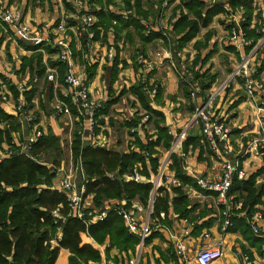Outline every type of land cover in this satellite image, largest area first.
<instances>
[{
	"label": "trees",
	"instance_id": "obj_1",
	"mask_svg": "<svg viewBox=\"0 0 264 264\" xmlns=\"http://www.w3.org/2000/svg\"><path fill=\"white\" fill-rule=\"evenodd\" d=\"M12 1L9 0V4ZM90 1L100 6L99 10L95 12L98 20L90 30L94 33L93 41L102 40L101 31L104 34V41H106L108 32L113 27L117 43H115L117 47L113 64L105 68L104 80L108 84L110 96L97 110L99 126L101 128L105 125L104 117L109 115L114 104L120 102L123 97L131 95L139 103L140 109L144 111V116H148L146 125L147 123L152 124L154 132L150 134L146 131L145 139L138 133L130 132V129L144 118L143 115L125 121L121 127L128 128L129 135L134 138L128 151H125L121 142L113 148L84 145L75 130L71 147L73 160L77 164L81 157L84 175H80L79 178L86 187L84 197H91L92 205L89 210H97L98 213H101L107 209V206L117 207L118 205L131 209L135 202L147 209L152 198L153 183L150 181L135 183L125 180V176L132 174L133 169L137 166L142 167L141 174L147 180H151L152 176H157L161 166L159 149L169 152L175 138L170 134L166 115L152 106L153 102L164 105L165 89L160 81L156 82V86L155 83L150 85L149 80L144 82L138 80L128 89H122L119 95L114 92V85L119 79L121 70L128 67L125 62L120 61L119 56L121 50L118 43L123 39L122 35L125 33L124 39L131 43L134 39L133 32L139 35L143 44L152 43L158 39L163 40L166 47L171 46L173 58L181 72L180 63L182 60L178 57V53L198 37L201 29L209 27L217 16L229 14L225 6H228L233 12L237 9L244 10L245 20L242 25L248 39L254 40L252 46L263 37L261 31L257 33V30H260L258 22L262 19V13H255L256 0H217L214 4L210 3L211 0H123L125 9L133 11L132 16L124 19L120 14L116 15L105 11V8L112 4V0ZM165 3H167L168 9L174 5L171 8L172 14L169 22L171 30L157 27L155 31L146 33V25H150L148 24L150 18H162L168 11ZM66 7L73 9L68 3ZM254 20H256V24L252 27ZM144 22L147 24L145 25ZM72 24L74 23L72 22ZM0 33L3 34L0 37L1 45L5 36L1 25ZM211 36V34H207L205 42L197 40L195 48L200 52L202 48L206 47ZM82 44L86 47L87 36L83 37ZM32 50L37 52V48ZM49 51L51 52V50ZM78 54L82 57L81 52ZM41 55L39 53L30 58L24 57L22 71L29 67L33 77L36 73L39 77L44 76L46 68L41 63ZM73 55L76 56V53L73 52ZM211 56L212 53L207 58L210 59ZM135 57L137 61V54ZM200 58V56L195 58L193 65L189 67L197 66ZM35 64L36 66H34ZM53 64L57 65V63ZM136 64L134 72L138 73L143 68L138 62ZM60 66L61 73L64 74L68 67L66 64ZM87 69L90 82L96 75L97 66L93 65ZM201 72V69L193 71L191 83L197 84L201 90L200 93L206 95V92L216 82L217 75ZM152 76L153 73L149 75V78ZM0 78L6 81L2 76ZM181 82L184 96L188 102L190 101L188 110L193 114L196 106L191 101V88L185 80L182 79ZM155 87L156 93L152 97L150 93ZM11 89L14 90V87ZM33 93L34 91H31L26 94L29 108L34 107L31 101ZM112 96L115 97L112 98ZM204 101H208V99L206 98ZM2 122L5 125L3 129H0V147H2V143H6L13 151L17 152L14 155L0 158V264H56L61 249L69 251V264L100 263L102 260L100 251L90 244H83L82 234H87L99 245L109 244L110 249H117L131 255L136 253L141 239L138 235L129 232L123 218L116 211L110 210L101 221L95 220L94 217L87 218L88 224L70 214L68 195L60 193L54 188L57 169L64 161V147L63 141L52 129L32 143L29 149L21 152L20 148L13 143V134L20 128L16 123V116L9 115L0 104V123ZM100 128L96 130L97 133L100 132ZM198 131L200 134H194L191 131L187 134L183 143L185 154H188L190 148L195 149L199 146L201 149L206 146L211 153L201 130L198 129ZM259 151L264 162V144L259 145ZM145 152L148 154L146 155ZM148 167H151V170H148ZM240 168H242V162H240ZM167 171L174 172L178 185H164L156 191L150 215V227H152L153 221H158L162 226L172 227L171 211L179 219H194L192 215L195 209L191 206L192 202L186 189L194 188L204 192L196 180L189 176L185 160L180 155L171 154ZM210 193L207 192V194ZM229 198L232 204L233 226L228 231L239 233L250 247L260 251L264 248V237L253 232L250 221L258 210L264 214V166L243 180H239L235 175ZM112 202L114 203L112 204ZM56 208L60 209L63 217L57 224H55V220L58 217L53 216L52 213ZM59 229L61 238L57 239ZM157 236L159 233H151L149 237L145 238L144 245L150 244ZM110 249H108L107 255ZM245 252L249 256L251 255L250 252Z\"/></svg>",
	"mask_w": 264,
	"mask_h": 264
},
{
	"label": "crops",
	"instance_id": "obj_2",
	"mask_svg": "<svg viewBox=\"0 0 264 264\" xmlns=\"http://www.w3.org/2000/svg\"><path fill=\"white\" fill-rule=\"evenodd\" d=\"M69 4L73 9L65 6L66 14H70L74 11V6L71 3ZM254 5L256 8L255 13H262V19L258 22V27H260V30L258 29L257 33H259V31L263 33V37L258 39L257 43L254 46H252L254 40L250 39V41H252L251 45L245 46L244 48H241L239 50L228 41V35L232 29L231 25H233V16L245 20V17H243L242 15L244 13V10L237 9L234 10V12L232 11L231 15L220 14L219 16H217L209 27L201 29L198 37L190 44H188L181 52H179L184 55V60L182 58L181 60L188 66L193 65L195 58L200 56V62L197 66H199L200 68L202 67L201 73L217 75L216 82L213 84L212 88L208 92H206V95H202L200 93L197 100L191 98V101L197 107V105L201 102H206L204 101L206 98L210 99L217 93L212 105L213 110L230 128L231 144L234 149V153L237 157H239L240 162H242V169L247 172L248 176L264 166L262 157H257L255 153H246L248 144L252 140L256 139L260 133L259 123L264 114L262 110L264 109V96L261 93H256L254 97H250L245 91V81L238 76L234 77L233 73L242 62L244 57L252 56L251 63L255 65L257 69V74L253 78L264 84V0H256ZM99 8L100 7L96 5L95 8L93 7L92 12L95 14V12L99 10ZM123 9L124 8H120L119 10H117L116 7L114 8L112 7V5H110L109 7L105 8V11L119 15ZM60 13L61 10L59 6H50L47 3L36 4V6L33 7L31 5H28V3L26 2V5L24 6L25 20L28 24L33 27H47L50 31L54 30L56 28V25L59 23ZM169 18L171 19V15ZM172 19L175 20L176 18ZM96 20L98 19L96 18ZM150 20H152V18H150ZM114 24H116V22H114ZM255 24L256 20L253 21L252 27H254ZM72 26L77 27L78 24L74 23L72 24ZM167 28L171 30L170 23ZM73 29L76 30L75 28ZM113 30V27H111L110 31L108 32V38L106 41H104V34L101 31V37H103L102 40H97L96 44L92 46L91 49H87L83 44L82 46L79 45L74 35V31L71 30L70 32L73 38L71 49L76 53V56L73 55L74 69L76 68L77 70H81L85 68L86 74L89 76L87 67H91L93 65L97 66L96 75L92 80H90L91 96L94 100L102 101L103 103H105L110 96L108 84L104 80V76L106 73L105 68L110 67L114 61H109L107 57L108 51L113 48L116 55V34ZM207 34L212 35L211 39L208 41L206 47L202 48L199 52L195 48V42L197 40L205 42ZM138 43L142 47L140 46V50L137 51L136 54L138 52L143 53L145 58L153 63L155 69L151 72L142 70L136 73L137 81L140 80L141 82H144L146 80H149L150 85H154V83L156 85L157 81L161 82L162 87L165 89L164 105H158L153 102L152 106L154 109L166 115L170 134H172L175 138L174 142H176L178 138V131L183 132L182 135L184 134V138L176 148L175 153L180 155L185 160L187 172L189 176L196 180V182L199 178H204L214 182L219 181L221 179L219 160L212 152L210 153L208 151V148L206 146H203L202 149L200 148V146L195 149L190 148L188 154H185L183 152L184 140L186 139L190 129L194 127L193 125L192 127L188 125L190 120L193 118L194 113L192 114L188 110L190 101L188 102L184 96L181 75L179 73L180 71L177 67L176 60L173 58V50L172 48H170L171 46L166 47L165 43L161 39L146 44H143L139 39ZM130 45V41L125 39H122L118 43V47L121 51L122 48H125V51H127ZM29 47L30 46L23 42H20L19 45H17L15 40L8 35H5L3 37V42L0 45V76H2L6 81H3L0 78V84H2L0 89H2L4 85H6L7 88H5L12 92L13 97H16L18 95V92L15 89V84L17 82L26 81L30 88V91L28 93L34 91L33 98L36 97L37 94H39L43 99V109H41L39 99L38 101L36 98L31 100L32 104L34 106L36 105V107L38 108L37 115L38 117H40L39 130L42 131V133L47 134L49 129H52V131H54V133L57 134L62 141L65 140L64 137L66 135V141L68 143L67 145H69L70 141H73L71 140L73 139L72 132L76 128L74 130L71 129L70 120L68 118H53L51 108L53 85L51 86L50 84L48 89H46L43 87L46 84L44 76L39 77V75H37L36 73L33 77L31 74V69L29 67L26 68L25 71H22L23 58H30L34 54H39V52H35V50H32V47ZM79 52H81L82 57L79 56ZM49 53L50 56L46 59V61L45 58L41 55V63L45 66V68L49 67L51 69H56L59 74V79L62 82L67 70L64 72V74H62L60 65H63V63H60L57 60V57L52 50L51 52L49 51ZM210 53H212V56L210 57V59H208L207 56ZM133 56L132 66L130 65L128 68H126L125 71H123L124 69L121 70L119 79L114 85V92L116 93V95L120 94V92L122 91L121 89H128L135 83V81L133 80L130 81L131 77H135L134 67L135 65H137L135 57L136 55ZM95 57L99 58L98 63L95 62ZM120 61L122 63H130L127 59L125 61L121 59V56ZM53 63H57V65H54ZM34 66H36V64ZM151 73H153V76L149 78V75ZM124 76H127L129 80H124ZM36 77L39 78L38 83H34V79ZM121 81L124 82L122 85ZM224 85H226V87L221 88L224 87ZM11 87H14V90H12ZM117 88L120 89L118 90ZM218 90L220 91L218 92ZM114 97L115 96H112V98ZM125 97L131 99L133 105L134 103H137L136 99L133 96L129 95ZM151 99L153 100L154 98ZM121 100L117 104H114L110 110L109 115H106L104 117L106 123L105 125L101 126L99 132V141L102 147H109L110 143L108 139H112L111 135L115 133V129H113L112 126L116 124L120 125L121 127V125L125 123L123 119H120L118 117L119 114L123 112V110L120 108L123 107L122 105H124L125 102V99H123L122 101ZM13 102L14 101L11 100L3 104V110L11 116L15 115V105L13 104ZM123 108H126V106H124ZM138 111L139 109H137V113ZM143 113L144 112L142 111L139 114L142 115ZM112 121L114 122L113 124ZM17 124L19 125V123ZM4 125L5 123H0V129H3ZM27 128L28 127L26 126L25 130L19 129V132L24 138L26 136L27 138L30 136V131ZM14 134V138L16 136H19V133ZM197 134H200V132ZM108 136L109 138L107 139ZM132 140L133 138L130 136V139L128 141L129 146L127 147V149H124L125 151H128L130 145L133 143ZM117 142L120 143L118 140ZM174 142L172 146L174 145ZM118 143H116V146L118 145ZM121 143L124 147L123 140ZM84 145H90V142L86 140ZM1 146L2 147H0V153L3 154L8 150V145L6 143H2ZM168 174L171 181L175 183L173 184L172 182L162 184V186L178 185L174 172L168 171ZM57 179L58 177L55 178L54 187H56L57 185ZM154 179L155 176H152L151 180L147 181L153 183ZM186 192L192 202L191 206L195 209L192 215V218L194 219H179L177 215H175L173 211H171L170 220L172 221V227L169 228L166 226H162L158 221H153L151 224L152 227H150L149 223V231L146 238L149 237L151 233H159V236L153 238L150 244L146 246L144 245L141 253H139L140 251L137 247L138 252L136 251L134 255H125L126 257H129L130 261L140 255L139 264H196L197 251L203 245L208 244L214 246L218 245L223 249L224 252L223 257L214 261L212 264H246L243 261V256L248 254H246L245 251L250 252L251 255L248 256L254 262V264H264V248L259 251L256 248L250 247L247 242L243 240L242 236L239 233L222 231V225L224 222V207L218 202L217 195H215L216 193L214 194V192H211L210 194H207V192L209 191H204V193L194 188H187ZM131 209L134 211L137 218L141 222H144L142 221V217H139L145 211L141 204L135 202ZM201 214L203 215L202 217L200 216ZM186 232L189 234L188 249L190 259L188 263H182L176 254V246L173 240V236H183ZM81 237L83 244H90L95 249L100 251L102 256L100 264H104V262L107 260L115 261L113 257L116 258V256H118V251L116 249L108 248L107 243H105L104 245L97 244L87 234H82ZM108 249L110 250L109 254L107 255ZM69 256L70 253L68 250L61 249L56 264H69Z\"/></svg>",
	"mask_w": 264,
	"mask_h": 264
},
{
	"label": "built area",
	"instance_id": "obj_3",
	"mask_svg": "<svg viewBox=\"0 0 264 264\" xmlns=\"http://www.w3.org/2000/svg\"><path fill=\"white\" fill-rule=\"evenodd\" d=\"M52 1L58 4L57 6H59L61 10L60 21L56 25V28L52 31H50L47 27H33L28 24L25 20L24 11L12 6V4H9V0H0V25L3 27L5 34L12 37L17 45H19L20 42H23L32 48H37L36 51L42 54L45 61L50 56L49 50H52L57 57V60L68 66L62 82L59 79V74L56 69L46 67L44 80L50 83L51 86L53 85L51 106L52 116L55 119L68 118L70 120L71 129L74 130L76 128L75 130H77V134L81 137L83 144H85V141L87 140L90 142V145L102 147L99 141V133H97L96 130L100 128L97 120V110L101 108L103 102L92 98L90 82L88 80V75L86 74V69H74L73 51L71 49L73 38L70 34L71 30L74 31L78 44L81 46L83 37L87 36V49H91V47L96 44V42L93 41L94 33L90 31L96 23V16L92 12L93 4L90 0ZM216 1L217 0H211L210 3L214 4ZM67 3H71L74 6V11L70 14H66L64 11V6H66ZM165 5H167V3H165ZM225 8L231 15V9L228 8V6H225ZM132 14V10H124L120 13L124 19H128L132 16ZM232 20L233 25L228 35V41L239 50L245 46L251 45L252 41L248 39L242 25L244 20L242 18H236L235 16H233ZM72 22L77 23L78 26H72ZM156 29L157 28L146 25V33L155 31ZM165 30H167V28H165ZM107 57L109 61L114 60L115 52L113 48L108 51ZM178 57L184 60V55L182 53H178ZM95 60V62L98 63L99 58L95 57ZM137 62L142 66L144 71L151 72L155 69L153 63L148 61L141 52L137 53ZM180 67L181 72L179 73L181 75V80L183 79L187 82L191 88L192 98L197 100L200 94V89L197 84L191 83V80L193 78V71H200L201 68L199 66L191 68L183 61L181 62ZM256 74L257 69L255 65L251 63L250 56L244 57L240 65L233 73L234 77L238 76L245 81V89L250 97H254L256 93H261L264 96V84L253 78ZM38 81L39 78L36 77L34 79V83H38ZM5 87L7 88V86L4 85L3 88L0 89V104L3 106L4 103L13 100V104L15 105L14 114L16 116V120L20 122L22 129L25 130L27 126V129L30 131V136L28 138L27 136L24 138V143H20V139L17 137L13 138V143L20 148L21 152H24L26 149L30 148L32 143L36 142L44 135V133L39 130L40 122L37 115L38 108L36 105L29 108V100L26 94L30 91V88L26 81L17 82L15 84V89L18 92L16 97H13L12 92L7 90ZM155 93L156 90L154 89L150 95L153 97ZM215 95L214 97L208 99V101L201 102L197 105L192 123L197 125L201 130V134L203 135L210 151L218 158L221 170V179L214 182L204 178H199L197 179V184L202 190L217 194L218 202L224 207V222L222 225V231L227 232L228 229L233 226L232 204L231 199L229 198L233 177L236 175L239 180H243L246 179L248 175L244 169L240 168V159L234 153V149L231 144L230 128L213 110L212 105ZM262 110L264 113V109ZM142 115L144 116V114ZM147 120L148 116H144V118L136 126L130 129V132L141 134ZM259 127L260 133L256 139L252 140L248 144L246 153H255L257 157H262V154L259 151V145L264 144V114L260 120ZM183 138L184 134L179 136L176 142H174V145L169 151L170 156L175 153L176 148L179 146ZM72 142L73 141H70V144L68 145V151L73 164L68 170L65 169V166H61L57 169V175L59 173L62 177L60 180L57 179V185L54 187L60 193L68 195V208L70 214L78 219H81L85 224H88L89 221L87 218L94 217L95 220L101 221L106 217L110 210L116 211L117 214L123 218L129 232L140 237V246H143L144 240L149 231L150 213L147 220L141 222L132 209H126L125 207L123 208L119 205L117 207L107 206V209L101 213L89 210L90 205H87L89 197H84L86 187L84 183L78 181V177H80V175H84L82 161L80 157L76 166L74 165L73 153L71 150ZM10 149L11 148L8 146V150L6 152L3 154L0 153V158L14 155L17 152L10 151ZM145 154L147 155L148 153L145 152ZM168 161H166L162 167L160 166V173L155 176L153 181V192L155 194L162 184L173 182L168 176ZM141 170L142 167H135L132 174L126 176L125 180H131L135 183L147 182L146 177L141 174ZM148 170H151V167H148ZM174 183L175 182H173V184ZM52 213L53 216L58 217L55 220V224H57L58 221L63 218L61 211L59 208H56ZM250 225L255 234L264 237V214L261 210H258L253 215ZM188 235L189 234L186 232L183 236H173L176 246V254L182 263H188L190 259ZM60 238L61 231L59 229L57 239ZM223 255L224 252L220 246L205 244L197 251L196 264H212L214 261L222 258ZM139 258L140 255L131 260L130 264H139ZM243 261L246 264H254L248 255L243 256ZM104 264H115V262L107 260Z\"/></svg>",
	"mask_w": 264,
	"mask_h": 264
},
{
	"label": "rangeland",
	"instance_id": "obj_4",
	"mask_svg": "<svg viewBox=\"0 0 264 264\" xmlns=\"http://www.w3.org/2000/svg\"><path fill=\"white\" fill-rule=\"evenodd\" d=\"M115 1V2H114ZM158 1V0H157ZM26 2L28 3V5H31V6H33V7H35L36 6V4H40V3H47L48 5H50V6H57L58 4H56V3H54L52 0H13L12 1V6H14V7H16V8H19V9H21V10H23L24 11V6L26 5ZM114 3V4H113ZM123 5H122V4ZM92 4H93V7L95 8V6H96V4L95 3H93L92 2ZM163 4H164V2H163ZM112 7H116L117 8V10H119L120 8L122 9V8H124L122 11H124V10H126L125 9V7H124V3H123V0H112ZM167 7V9H168V5H166ZM174 6V5H173ZM172 6V7H173ZM100 7V6H99ZM109 7V6H108ZM172 7H170L169 9H168V11H166V13H164V15L162 16V18H152V20H150V21H148V24H150L149 26H151V27H154L155 28V26L156 27H162L163 29H165V28H167L168 27V25H169V20H170V15L172 14V12H171V8ZM64 11H65V6H64ZM166 15V16H165ZM243 15V17H245V15H244V13L242 14ZM163 17H164V19H163ZM232 21V20H231ZM144 24L146 25L147 23L146 22H144ZM1 28L3 29V27L1 26ZM3 31H4V29H3ZM134 33V39H133V42L131 43L130 42V46H129V48L127 49V51H125V48L123 49L122 48V51H121V53H120V56H121V59H123L124 61L127 59V60H129V62L130 63H127L128 64V67L131 65L132 66V61H133V55H136V52L137 51H139L140 50V44L138 43L139 42V35L136 33V32H133ZM4 35H6L5 34V32H4ZM3 36V34L2 33H0V37H2ZM123 36V40H124V38H125V33L122 35ZM250 40V39H249ZM142 47V46H141ZM256 50V49H255ZM254 50V51H255ZM252 57V56H251ZM240 65V64H239ZM127 67V68H128ZM126 70V68L123 70V71H125ZM122 74V73H121ZM134 78L133 77H131L130 78V81H137V74L135 73L134 74ZM124 80H129V78H127V76H124ZM124 82L123 81H121V85L123 84ZM1 85V84H0ZM2 86V85H1ZM1 86H0V88H1ZM50 86V83H48V82H46V84L43 86L44 88H46V89H48V87ZM226 87V85H224V87H221V88H225ZM118 89V88H117ZM120 89V88H119ZM118 89V90H119ZM117 90V91H118ZM122 90V89H121ZM219 91V90H218ZM246 91V90H245ZM247 93V92H246ZM41 95H39V94H37V96L36 97H34V98H36L37 99V101H38V99H39V102H40V105H41V109H43L42 107L44 106V103H43V99H42V97H40ZM33 98V99H34ZM123 99H125V102H124V105H122L123 107L124 106H126V108H123V107H121L120 109H122L123 110V112L122 113H120L119 114V118L120 119H123V121H130V120H132L135 116L137 117V115L139 116L140 114V112H142L141 111V109L139 108V104L138 103H134V105L132 104V100L131 99H129L128 97H124ZM122 99V100H123ZM121 100V101H122ZM122 104V103H121ZM137 109H139V111H138V113H137ZM144 112V111H143ZM135 113H137V114H135ZM143 114H145V113H143ZM39 119H40V117H39ZM193 119V118H192ZM192 119L190 120V119H188V120H190V122H189V126L190 127H192ZM188 122V121H187ZM16 123H19V129H22V125L20 124V122L18 121V120H16ZM119 123V122H118ZM146 125V124H145ZM188 126V127H189ZM193 128H191V132L192 133H194V134H197V133H199V131H198V126L197 125H194L193 124ZM113 127V129H115V133H113L111 136H112V139L110 138V139H108L109 138V136L107 137V139H108V141H109V147L108 148H113L114 146H116V143H118L117 142V140L119 141V142H122V140H123V145H124V147H123V149H127V147L129 146V143H128V141H129V139H130V133H129V129L128 128H126V129H123V128H121L120 127V125H116V124H114V126H112ZM75 128V127H74ZM146 131H148L150 134L151 133H153V131H154V129H153V126H152V124H149V123H147V125L144 127V130L142 131V133L140 134L141 136H142V138H144L145 139V134H146ZM74 132H75V130L72 132V135L74 134ZM17 133H19V136H16L18 139H20V143H24V137L22 136V134L19 132V131H17L16 132V134ZM26 133H27V130H26ZM182 133L183 132H179L178 131V137L179 136H182ZM133 138V137H132ZM64 141H63V150H64V161L62 162V164H61V166H65V169L66 170H68V169H70V167L72 166V164H73V162H71V158H70V154H69V151H68V143H67V141H66V135H65V137H64ZM122 139V140H121ZM111 141V142H110ZM132 141H134V138H133V140ZM115 144V145H114ZM112 145H114V146H112ZM160 150V163H161V167L163 166V164L166 162V161H168L169 160V154H170V152H167V151H165L164 149H159ZM10 151H13V149H10ZM45 161V160H44ZM74 165L76 166V163L74 162ZM161 167L159 168V173H160V169H161ZM158 173V174H159ZM59 174V173H58ZM56 177H58V180H60L61 179V177H62V175H57ZM58 180H56V181H58ZM78 181L80 182L81 181V179L78 177ZM153 194H154V192H152V198H153ZM151 198V199H152ZM90 199H91V197H89L88 198V200H87V205L89 204L90 205V207H91V205H92V202L90 201ZM151 201V200H150ZM114 203V202H113ZM145 211L143 212V214H141L139 217H142V221H145V220H147V217L149 216V207L147 208V209H144ZM93 211V210H92ZM94 212H97L98 213V211L97 210H94ZM152 212V211H151ZM150 218V217H149ZM149 222H150V219H149ZM108 248H110V245L108 244ZM143 248H144V245L143 246H138V250L140 251V253L142 252L141 250H143ZM117 250V249H116ZM118 251V250H117ZM138 252V251H137ZM127 255H129V254H127V253H123V252H120V251H118V256H116V258L115 257H113L114 259H115V264H130V260H129V257H126ZM97 264H100V263H97Z\"/></svg>",
	"mask_w": 264,
	"mask_h": 264
},
{
	"label": "water",
	"instance_id": "obj_5",
	"mask_svg": "<svg viewBox=\"0 0 264 264\" xmlns=\"http://www.w3.org/2000/svg\"><path fill=\"white\" fill-rule=\"evenodd\" d=\"M154 196H155V193L153 194V198L151 199L150 205H149V213H150V215L152 213L151 211H152V204H153Z\"/></svg>",
	"mask_w": 264,
	"mask_h": 264
}]
</instances>
